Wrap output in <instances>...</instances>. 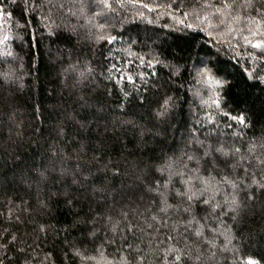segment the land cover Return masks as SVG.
I'll return each mask as SVG.
<instances>
[{
  "label": "trees",
  "instance_id": "16d2710c",
  "mask_svg": "<svg viewBox=\"0 0 264 264\" xmlns=\"http://www.w3.org/2000/svg\"><path fill=\"white\" fill-rule=\"evenodd\" d=\"M109 4L105 8L98 0H29L26 6L25 0H5L12 18L0 19V40L8 37L0 44V208L8 197L17 203L28 201L32 215L22 213L21 218L50 226L44 235L32 232L35 224L14 225L32 233L29 243L39 245L33 253L38 260H43L45 252L52 253L55 264L117 260L123 234L116 236V244L109 243L113 234L104 229L93 239L86 235L91 226L76 224L77 218L107 211L120 219L121 211L127 209L119 191L135 183L136 167L164 155H178L193 131L200 139L228 147L264 140V84L249 79L245 71L264 76V60H251L248 53L257 50L245 45L238 33L221 36L223 27L210 29L212 37L200 32L197 25L207 24L197 20L194 13L211 11L201 7L202 0H109ZM86 18L91 23H86ZM258 19L264 20V16ZM216 22L214 17L212 23ZM99 24L106 27H94ZM235 27L255 30L256 24L241 21ZM260 30L264 31V23ZM89 31L111 34L116 40L112 44L98 42L87 36ZM221 40L227 42L221 44ZM217 47L220 51L213 57L214 73L218 69L217 78L227 83L223 87L197 83L192 78L196 60L204 51L215 52ZM137 53L146 60L154 56V67L142 66ZM157 60L164 63L157 64ZM125 61H132L131 66ZM167 63L179 65L181 74L172 76L164 66ZM113 66L133 76L143 72L144 79H137L135 84L117 80ZM85 68L91 72L81 78ZM6 72L9 78L4 82ZM152 72L156 75H150ZM197 90L208 103H201L195 95ZM166 96L174 98V107L165 118L157 119L155 112ZM214 99H219V108L212 103ZM225 112L243 114L248 126L228 119L222 115ZM209 115L214 124L207 123ZM61 127L63 135L59 134ZM94 157L101 163L97 164ZM108 161L109 168L119 167L121 175L113 178L103 169ZM45 168L49 177L37 186L32 169ZM21 169L23 179L15 175ZM61 169L67 170L64 176ZM229 171L220 164L213 174ZM74 176L78 183H73ZM100 184L115 186L114 200L101 203L93 198V185ZM223 187L218 198L232 191L227 185ZM240 195L245 198L243 192ZM38 200L47 201V209L41 210ZM245 202L249 205L245 218L234 228L235 235L242 234L243 240L234 241V252L218 255L217 259L227 258L225 264H243V257L249 255L264 264V193L255 202ZM224 219L226 224H233L230 218ZM4 226L0 222V227ZM167 231L161 229L162 234ZM132 239L129 235L128 240ZM223 240L220 236L216 243L222 245ZM70 249H78L84 258L72 255ZM200 264L214 262L202 260Z\"/></svg>",
  "mask_w": 264,
  "mask_h": 264
},
{
  "label": "snow or ice",
  "instance_id": "6c2138e0",
  "mask_svg": "<svg viewBox=\"0 0 264 264\" xmlns=\"http://www.w3.org/2000/svg\"><path fill=\"white\" fill-rule=\"evenodd\" d=\"M15 2L16 0H12V3ZM28 3L29 0H25L26 6ZM98 3L105 8L110 7L109 0H98ZM117 3H120V0H117ZM32 7L35 8L36 5L32 4ZM143 7L149 11L152 10L148 4H143ZM201 7L211 11L194 13L197 20L207 24V27L197 25L200 32L212 37L213 33L210 29L223 27L225 30L220 32L221 36L238 33L245 45L257 50L248 53L251 60H264V31L260 30L264 20L258 19L264 16V0H202ZM25 10L27 11V7ZM183 15L187 17L189 13L185 12ZM214 17L216 23H212ZM3 18L11 19L12 13L7 10L5 0H0V19ZM241 21L255 23L256 29L235 27ZM180 22L183 23V21ZM86 23H91V19L86 18ZM187 26L193 27L192 24ZM94 27L102 29L106 25L99 24ZM87 36L106 44H112L116 40V36L111 34L103 35L91 31L87 33ZM232 39H235V35ZM7 40L8 37L5 36L3 40H0V44ZM226 42L219 41L221 44ZM219 51V47L215 52L204 51L203 56L196 60L193 68L195 75L192 78L197 83L225 86L226 80L217 78L218 69L214 73L213 57L217 56ZM6 55L12 56V52H7ZM136 57L142 66L154 67V56L146 60L144 56L137 53ZM156 63L164 62L157 60ZM125 64L130 67L132 61H125ZM164 66L169 67L172 76L181 74L179 65L167 63ZM113 69L117 71V80H126L130 84H135L137 79H144L143 72L133 76L125 73L124 69H116L115 66ZM245 71L249 79L258 80L264 84V76H257L247 69ZM85 72H91V69L85 68L84 72L80 73L81 78H86ZM150 75L155 76L156 73L152 72ZM8 78L9 73H4L3 81L7 82ZM124 95L127 97L128 93L125 92ZM195 95L201 98L202 104L208 103L199 90L195 92ZM141 103H143V97H141ZM212 103L217 108L220 107L219 99H214ZM173 107L174 98L164 97L159 109L155 112V117L165 118ZM222 115L240 125L248 126L243 114L233 116L225 112ZM207 123L210 125L215 123L211 115ZM80 127L84 128L85 124L81 123ZM228 127L231 128L232 125L229 124ZM59 134H64L62 127ZM233 135L239 134L233 133ZM82 148L83 143H81ZM52 155L56 156L57 153L54 151ZM94 160L97 164L101 163L98 157H94ZM109 164L111 161L103 164L105 171H110L113 178L121 175L119 167L109 168ZM220 164H224L230 171L223 175L219 172L214 175V171ZM53 170H55L54 166ZM32 171L36 174L37 179L34 182L37 186L47 181L48 169H32ZM79 171L78 166L77 172ZM136 172L135 183L127 187L122 186L119 191L120 200L124 201L123 208L127 209L121 211L120 219L114 218L110 212L99 211L90 218L78 217L76 221V224L91 226V230L86 235L93 239L101 229L111 232L113 234L109 240L111 244H116V236L123 234L121 246L117 249L119 258L115 261H107L106 264H146V262L149 264H200L202 260L214 262V264H225L227 258L217 259L218 255L234 252L237 250L234 241L243 240L242 234L235 235L234 228L241 225L245 218L249 207L245 201L255 202L258 195L264 193V140L259 143L251 141L247 146L233 144L228 147L218 141L200 139L193 131L188 143L178 155L176 153L170 156L164 155L157 161H151L143 167H136ZM23 173L24 169H21L15 175L23 179ZM66 173V169L60 170L61 176ZM217 175L220 179H217ZM78 182V178L74 176L73 183ZM225 185L232 191L218 198V194L224 191ZM242 192L245 194L244 199L240 195ZM116 194L114 185L100 184L93 185L92 188L93 198L101 203L105 200H114ZM68 203L71 204L72 201L69 200ZM38 205L41 210L48 207L45 200H38ZM22 213H27L31 217L32 209L28 207V201L21 200L17 203L8 197L3 208H0V222L7 225L0 227V264H5L6 261L7 264H45V262L55 264L51 252H45L43 260H38L33 253H36L39 245L36 244L34 247L35 241L29 243L32 233L27 230L20 231L19 228L14 227V225L25 223L35 224L32 232L47 235L50 226L36 223L31 219L25 221L21 218ZM224 218H230L233 224H226ZM161 229H168V231L162 234ZM129 235L133 238L131 241L128 240ZM220 236L224 238L222 245L216 243ZM36 239L39 237L37 236ZM181 241L184 243L181 244ZM205 245L207 249L204 248ZM69 251L74 256L84 258L78 249ZM206 251H208L207 255H205ZM64 256L67 257L68 253H64ZM88 259L92 258L88 257ZM243 264H261V261L249 255L243 257Z\"/></svg>",
  "mask_w": 264,
  "mask_h": 264
}]
</instances>
